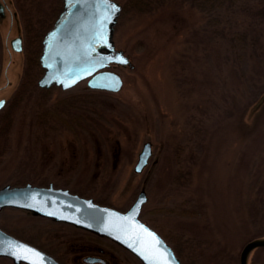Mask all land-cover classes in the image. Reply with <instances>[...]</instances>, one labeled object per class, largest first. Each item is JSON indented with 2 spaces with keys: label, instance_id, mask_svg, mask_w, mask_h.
<instances>
[{
  "label": "rangeland",
  "instance_id": "1",
  "mask_svg": "<svg viewBox=\"0 0 264 264\" xmlns=\"http://www.w3.org/2000/svg\"><path fill=\"white\" fill-rule=\"evenodd\" d=\"M115 1L114 44L131 63L113 69L120 91L33 84L8 109L27 62L24 49L7 53L9 40L20 33L24 46L63 9L62 0L11 1L16 27L0 23V188L52 183L125 211L145 186L139 218L182 264H240L244 245L264 238V107L251 117L264 92V1L154 0L144 12ZM145 142L152 156L136 173ZM0 227L62 264L100 250L112 264H141L106 238L24 210L3 209ZM248 264H264V247Z\"/></svg>",
  "mask_w": 264,
  "mask_h": 264
},
{
  "label": "water",
  "instance_id": "2",
  "mask_svg": "<svg viewBox=\"0 0 264 264\" xmlns=\"http://www.w3.org/2000/svg\"><path fill=\"white\" fill-rule=\"evenodd\" d=\"M12 0H0V23L8 18L16 27L18 14L11 11ZM63 9L42 41L40 64L43 74L37 84L40 88L53 86L68 90L83 80L90 89L118 92L123 79L113 70L117 66H130V60L114 44V27L122 11V5L115 0H62ZM14 17V22L9 21ZM10 22V23H9ZM7 36V35H6ZM11 52H23L20 33L9 40ZM11 62L10 59L8 61ZM8 66V65H7ZM4 108L7 100L0 98ZM264 104V93L251 108V117ZM152 156L151 142H145L134 166L141 173ZM147 202L145 186L138 193L134 203L125 211L100 205L92 198L71 193L68 189L48 186L5 185L0 188V212L5 208H16L51 219L55 222L73 225L76 228L106 238L128 250L143 264H182L173 248L139 216ZM159 241V243H157ZM264 247V238L248 241L241 250L240 264H248L250 253ZM0 257L10 259L14 264H61L53 256L15 236L0 227ZM98 260V259H97ZM85 262H96L85 258Z\"/></svg>",
  "mask_w": 264,
  "mask_h": 264
},
{
  "label": "trees",
  "instance_id": "3",
  "mask_svg": "<svg viewBox=\"0 0 264 264\" xmlns=\"http://www.w3.org/2000/svg\"><path fill=\"white\" fill-rule=\"evenodd\" d=\"M237 1L239 0H201L199 7L204 8V9H207V8L208 9H220V8H224L223 7L224 5H227V7H229L232 4L236 3ZM153 2L154 0H128V2L124 5L123 10L127 11L128 9V10H137L140 12H144L152 8ZM47 31L48 30H46L45 32L43 31L41 35L35 33L30 36H25L24 50H25L26 61H27L25 65L26 69H25L24 75L22 76L23 80L21 81V84L18 87V90H16V93L14 94V97L11 100L12 102H10L8 109L9 108L11 109L15 104L20 102V100L22 99L23 93L27 92L29 87H31V85L33 84L38 85L37 82L44 71L40 64L39 58L42 52V46H43L42 40ZM41 90H44L45 92L49 91V89H41ZM263 93L264 92H262V94ZM262 94H260V96ZM260 96L258 97V99L260 98ZM257 100H255V103L257 102ZM263 107H264V104L260 109H262ZM258 111L256 113H258ZM5 118L7 119L5 126H7L10 124V121H11V113L9 111H8V114L5 115ZM173 249L174 251H176L175 248ZM175 253L178 256L177 251Z\"/></svg>",
  "mask_w": 264,
  "mask_h": 264
},
{
  "label": "flooded vegetation",
  "instance_id": "4",
  "mask_svg": "<svg viewBox=\"0 0 264 264\" xmlns=\"http://www.w3.org/2000/svg\"><path fill=\"white\" fill-rule=\"evenodd\" d=\"M4 2H5V4H6V8H8L9 6H8V3L6 2V0H4ZM9 21H11V22H14V17H10L9 18ZM10 23V22H9ZM10 31H12V29H13V25L10 23ZM22 36V35H21ZM22 39H23V37H22ZM49 184H52V183H49ZM48 184V185H49ZM47 185V186H48ZM53 185V184H52ZM38 186V185H37ZM54 186V185H53ZM55 187V186H54ZM56 188V187H55ZM40 217V216H39ZM44 218V217H43ZM53 221V220H52ZM55 222V221H54ZM75 227V226H74ZM93 234V233H92ZM95 236H97V235H95ZM117 245V244H116ZM117 246H119V245H117ZM119 247H121V246H119ZM122 248V247H121ZM124 251H126V252H128L129 254H131V255H133L132 253H130L128 250H126V249H124V248H122ZM100 250V249H99ZM95 253V252H94ZM52 256V255H51ZM92 257H94L95 258V261L96 262H92V263H88V262H85L84 261V259L85 258H92ZM133 257L135 258V260H137L138 262H140L141 264H143L137 257H135L134 255H133ZM56 259V258H55ZM98 259V260H97ZM57 260V259H56ZM58 261V260H57ZM82 261L85 263V264H112L111 263V260H109L106 256H104L103 255V253H102V250H100V251H98L96 254H90V255H86V256H84V258H82ZM60 262V261H59ZM61 263V262H60ZM62 264V263H61Z\"/></svg>",
  "mask_w": 264,
  "mask_h": 264
},
{
  "label": "snow or ice",
  "instance_id": "5",
  "mask_svg": "<svg viewBox=\"0 0 264 264\" xmlns=\"http://www.w3.org/2000/svg\"><path fill=\"white\" fill-rule=\"evenodd\" d=\"M0 106H2V102H0ZM157 243H159V241H157Z\"/></svg>",
  "mask_w": 264,
  "mask_h": 264
}]
</instances>
